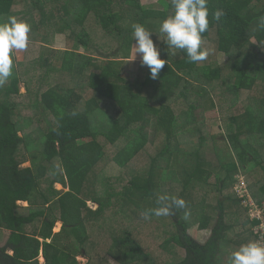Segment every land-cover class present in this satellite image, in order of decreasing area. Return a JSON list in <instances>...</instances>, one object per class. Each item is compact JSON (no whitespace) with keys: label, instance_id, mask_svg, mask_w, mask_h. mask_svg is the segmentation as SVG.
Segmentation results:
<instances>
[{"label":"trees","instance_id":"obj_1","mask_svg":"<svg viewBox=\"0 0 264 264\" xmlns=\"http://www.w3.org/2000/svg\"><path fill=\"white\" fill-rule=\"evenodd\" d=\"M167 4L158 9L139 0H0V23L16 17L31 26L23 56L13 51V74L0 87V229L9 232L0 264H40V257L45 264H77L79 253L88 264H108V257L118 264H229L232 252L255 240V223L234 185L242 175L253 200L264 202V0H208L202 47L209 54L200 63L166 45L159 27L173 12L172 0ZM132 23L153 34L167 62L155 80L141 63L132 81L119 70V60L131 54ZM119 24L126 31L121 39L109 29ZM58 34L86 52L52 48L44 56L43 45ZM206 109L217 110L214 122L204 119ZM34 126V145L42 154L36 170L22 167ZM148 146L155 152L140 169L137 157ZM57 183L69 189L63 192ZM171 184L174 195L162 187ZM161 194L182 198L187 206L193 204L186 198H195L203 211L195 219L200 230L218 216L234 224L199 246L187 235L186 208L170 209L169 215L183 216L179 224H170L168 216L142 217L158 206ZM20 202L29 204L27 215L19 213ZM57 222L73 240L75 256L65 252L61 233H54ZM234 225L241 227L236 235ZM158 238L161 257L157 248L154 256L142 244L156 245ZM170 250H184L185 256L166 259Z\"/></svg>","mask_w":264,"mask_h":264},{"label":"clouds","instance_id":"obj_2","mask_svg":"<svg viewBox=\"0 0 264 264\" xmlns=\"http://www.w3.org/2000/svg\"><path fill=\"white\" fill-rule=\"evenodd\" d=\"M207 5L208 0H172L173 12L161 22L159 27V31L166 36V45L169 48L184 50L191 63L203 62L209 54L208 50L202 47V34L209 27ZM219 16L220 13L217 12L214 18L218 20ZM260 23L264 25V18H261ZM131 27L135 56L140 57L141 65L149 68L150 76L155 80L167 62L161 58L158 43L154 41L153 34L145 26L132 23ZM30 31L31 26L16 17H9L7 22L0 23V87L13 74V51L27 48ZM156 203L157 207L141 213L144 219H149L152 215L167 216L173 205L178 209L186 208V202L182 198L167 194L158 195ZM229 264H264V244L257 241L242 244L231 253Z\"/></svg>","mask_w":264,"mask_h":264},{"label":"rangeland","instance_id":"obj_3","mask_svg":"<svg viewBox=\"0 0 264 264\" xmlns=\"http://www.w3.org/2000/svg\"><path fill=\"white\" fill-rule=\"evenodd\" d=\"M139 1L142 5H144L145 7H149V8L154 7V8H158V9H166L168 6L167 0H139ZM79 7H80L79 5L76 6V12L79 11ZM260 9H262V8L258 7V10H260ZM119 26L122 27V25L119 24L118 26H111L109 29L111 30V33L114 36H117L118 38L121 39L126 34V31L120 29ZM58 35L56 37H53L54 38L53 44H49V46H48V44L43 45L44 56L49 55L50 49L57 48V46L55 44L56 41L58 40V39H56L57 37H61L63 39L65 37V36H63V34H58ZM67 39H69V38H67ZM67 41H68V43H70V46H68L66 43V47H63L64 45H61L63 48L71 47V49L74 50V49H77L76 46H78L79 47V49H77L78 51L84 52V53L86 52V49L81 44H77L76 40H70L69 39ZM134 44H135V42H133L132 45H134ZM73 45H75L74 48H73ZM61 50H64V49H61ZM14 51L17 53L18 58H21L23 56L24 50H14ZM134 53H135V50H134ZM134 56L135 55H133V58H134ZM96 60H97L96 61L97 65H99L100 60L99 59H96ZM249 60L256 65H260L262 63V61L260 59L254 57V56H251L249 58ZM55 62H57V61H55ZM53 63H54V61H53ZM57 63L60 64V59ZM140 63H141V59L138 55H136L133 60L132 59L131 60H119V66H120L119 70H120L121 74L127 80L132 81L138 75L137 72H138V67H139ZM51 75H53L55 78H59L58 71H57V74L54 71H51ZM59 75H60V72H59ZM20 87H21V92L25 93L27 91V89H26L27 86L23 82L20 84ZM91 94H92V90H88L85 93V97L89 98V97H91ZM203 115H204V119H208V120L213 121L214 119H216L218 117V112L216 109H206L204 111ZM212 128H213V129H211L212 132L217 131L216 125L215 126L212 125ZM38 129L39 128H37V126H34L33 128H31L30 131H28V133L31 136L29 135L30 137H27L25 135V137H27V141L29 142V148H28L29 150H27V153L29 154V157H28L29 160L25 164H23L22 167H31L32 166L36 170L37 169L36 163L41 161L42 154H41V152H39L36 149L37 147L34 145L35 138L38 139V132H37ZM21 135H22V133H21ZM154 152H155V147L148 146V152L143 151L140 155H138V157H137L138 162H139L138 164L142 165L140 167V169H143L144 165L148 164L149 157L151 155H153ZM177 169H179V168H177ZM159 171H161V170L159 169ZM179 174H180V172L177 174V176L180 179ZM208 174L209 173L206 172L203 176V179H206ZM239 178L241 179V176ZM247 182H248V180H247ZM180 183L182 184L181 180H180ZM55 187L59 190H62L63 192L67 191L69 189V188H64L63 185L58 184V183L55 184ZM162 187L165 188L166 190H169L171 192L170 195H174V193L176 192L175 184H174V188H173V184H171V186L162 185ZM161 195H164V194H161ZM188 200H191V203L193 205H191V206L186 205V212L185 213H187V215H184V217L186 216L185 221L190 223V226L187 229V235L197 245L203 246L207 243L214 242L216 237H218L219 235L222 236V234H224L226 232V229L229 230V227H231V225L234 224L229 219H225V217L218 216V217L214 218V220L210 224V227L207 230L198 229V223L195 222V219H196V214L198 215V214L203 212V211H200L201 205L198 204V201H197V203L195 202V198L194 199L193 198L192 199L186 198V201H188ZM18 205L20 206L19 213L21 215H27L28 214V208L30 207L29 204L20 202ZM88 205L92 209L93 208L95 209L97 207V204L94 201H88ZM167 216L169 218L170 224H175L176 222H177V224H179L180 222H183L182 221L183 216H181V215L170 214ZM176 216H179V218L176 219ZM233 227H234V230H233L234 235L241 232V227L239 225L238 226L234 225ZM214 228H215V230H214ZM62 229H63V224L61 222H57V224L55 225V228H54V233H57V234L61 233ZM179 230H181V229H179ZM8 236H9V232L7 230L0 229V246L5 245V243L8 239ZM61 237L63 238L61 245L64 246L65 252H67L70 255L75 256L77 250L75 251V248L72 247V241L73 240L70 239L66 233H61ZM229 237H231V233H229ZM165 238H166V236L164 238H162V241ZM160 243L161 242H159V238H158V244H156V245H155V242L148 244L147 242L142 241V244L146 248V250L149 251L150 254H152L154 256H155V253L153 252V248H157L156 255H158L159 257H161V252L159 249ZM184 256H185L184 250H183V252H182V250L180 252L179 251L177 252L176 250L175 251L170 250V251L166 252L165 257H166V259H171V260H174V262H176V261L181 260ZM75 258H76L77 264H88L89 263V259L86 256H84L83 253L77 254ZM107 261H108V264H118L111 257H108ZM39 262H40V264H45V260L43 259V257L39 258ZM69 264H73V263H69ZM172 264H174V263H172Z\"/></svg>","mask_w":264,"mask_h":264},{"label":"built area","instance_id":"obj_4","mask_svg":"<svg viewBox=\"0 0 264 264\" xmlns=\"http://www.w3.org/2000/svg\"><path fill=\"white\" fill-rule=\"evenodd\" d=\"M237 176V183L234 185V192L239 198L241 205L247 208V216L255 223L252 232L255 240L264 244V203L257 204L248 191V182L241 175ZM240 179V180H239Z\"/></svg>","mask_w":264,"mask_h":264},{"label":"crops","instance_id":"obj_5","mask_svg":"<svg viewBox=\"0 0 264 264\" xmlns=\"http://www.w3.org/2000/svg\"><path fill=\"white\" fill-rule=\"evenodd\" d=\"M59 36V35H58ZM56 39H58L57 41H56V46H57V48H55V49H66V48H63V47H66V43H67V41H65L63 38H61V37H57ZM61 45H64L63 47L61 46ZM134 50H135V44L132 46V50H131V54H130V56H129V58H127V59H125V60H131V59H133V55H135V53H134ZM17 54V53H16ZM208 120V119H207ZM208 121H210L211 123L212 122H214V120L213 121H211V120H208ZM22 203H24V202H22ZM9 237V236H8Z\"/></svg>","mask_w":264,"mask_h":264}]
</instances>
